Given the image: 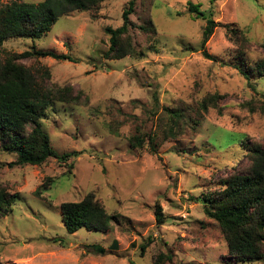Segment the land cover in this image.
<instances>
[{"label":"rangeland","instance_id":"374dc122","mask_svg":"<svg viewBox=\"0 0 264 264\" xmlns=\"http://www.w3.org/2000/svg\"><path fill=\"white\" fill-rule=\"evenodd\" d=\"M41 1L0 0V7ZM129 1L104 0L60 17L39 39H8L0 46L1 60L32 50L69 54L73 62L18 63L44 89L71 86L82 93L77 103L53 104L41 121L59 155L78 156L66 164L50 158L40 166L9 167L15 156L0 149V186L17 195L12 212L0 218V264H153L160 253L172 255L170 264H264V257L240 262L231 256L201 201L229 176L248 171L247 148L264 149V113L245 107L258 109L264 101V0H134L129 35L136 54L105 60V28L122 25ZM188 2L216 24L204 45L211 60L200 47L205 21L187 13ZM148 22L153 35L137 29ZM209 95L221 98L216 108L183 135L161 141L163 108L194 117ZM137 129L157 134L154 155L147 143L130 148ZM87 195L114 217L111 227L69 234L60 206Z\"/></svg>","mask_w":264,"mask_h":264},{"label":"trees","instance_id":"16d2710c","mask_svg":"<svg viewBox=\"0 0 264 264\" xmlns=\"http://www.w3.org/2000/svg\"><path fill=\"white\" fill-rule=\"evenodd\" d=\"M104 0H43L39 3L11 2L0 7V46L8 39H39L47 34L62 16L72 12L90 11ZM216 0H211L214 2ZM198 4L187 3V13L193 18L205 21L200 47L203 56L211 60L204 51V45L216 27L210 15L199 10ZM134 0H130L127 9L122 12V25L118 28H105L109 37V47L104 52L105 60H121L135 55L136 49L131 42L129 30L135 28L129 16L133 13ZM226 31L236 33L229 25H222ZM143 34H154L150 22L138 26ZM154 48L150 46L149 49ZM243 58V54H241ZM26 58H50L57 61L73 62L69 54H55L50 51H26L0 59V149L15 156L8 164L16 166H40L53 158L60 164L79 155L77 152L58 154L51 146L48 136L43 132L41 121L46 111L55 103H77L82 95L75 94L71 86L44 89L30 69L18 63ZM244 59V58H243ZM243 63V61H241ZM260 67V66H259ZM264 68V66H261ZM261 68V69H262ZM248 80V72L238 68ZM259 72V68H258ZM48 75V74H47ZM218 95L204 97L191 117L179 110L163 108L161 141L174 140L183 135L187 126L198 125L209 108L219 104ZM156 101V100H155ZM242 107V106H241ZM250 113L256 110L264 113V101L259 108L246 103ZM243 108V107H242ZM244 109V108H243ZM139 133L129 138L131 149H141L145 143L151 154L158 147L157 134ZM115 132V131H114ZM242 148L246 147L241 144ZM247 148V147H246ZM250 166L246 173L229 176L222 188L201 197L205 204L204 214L216 222L226 241L228 252L240 262L259 260L264 257V149L247 148ZM17 195L10 194L0 186V218L7 217L15 205ZM61 222L69 234L81 228L88 231L106 232L111 227V219L103 207L92 195L85 196L76 203H63L60 206ZM154 216L158 224L162 222V212L158 204L154 205ZM150 243L140 246L143 253ZM172 255L160 253L153 264H170Z\"/></svg>","mask_w":264,"mask_h":264}]
</instances>
